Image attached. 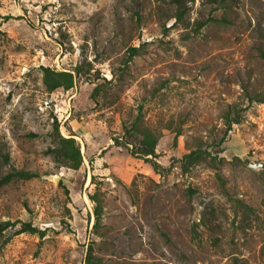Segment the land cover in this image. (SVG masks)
<instances>
[{
	"label": "rangeland",
	"instance_id": "rangeland-1",
	"mask_svg": "<svg viewBox=\"0 0 264 264\" xmlns=\"http://www.w3.org/2000/svg\"><path fill=\"white\" fill-rule=\"evenodd\" d=\"M76 65L70 89L46 90L41 67ZM139 111L161 133L159 173L113 141L138 144L123 125ZM55 123L78 169L46 153ZM250 161L264 163V0H0V178L37 173L0 184V221L44 231H4L0 264H87L90 245L95 264H264Z\"/></svg>",
	"mask_w": 264,
	"mask_h": 264
},
{
	"label": "trees",
	"instance_id": "trees-1",
	"mask_svg": "<svg viewBox=\"0 0 264 264\" xmlns=\"http://www.w3.org/2000/svg\"><path fill=\"white\" fill-rule=\"evenodd\" d=\"M203 22L199 23V26H202ZM130 56L135 55L137 52L136 47L130 48ZM42 70V81L47 91L51 92L56 89L62 88L64 90H68L73 86L74 77L81 73V65H76L74 69V73L72 71H65V70H56L54 68L43 66L41 67ZM97 93V86L94 88V95ZM240 121V115L235 112L234 115H231L230 110H228L224 114V123L226 125V130L224 135L231 129L232 124H237ZM168 129L171 127H167ZM123 132L124 135L131 137L135 133L140 136L139 142L136 146L129 147L130 143L127 141L121 140L119 137H113L114 144L119 146H124L128 149L130 155L133 157L145 160L150 162L153 170L159 173V165L154 160L156 157L155 149L158 143V140L161 136L160 132H156L150 127L143 124L141 118V112L137 114L134 120L131 122L130 126L126 127L125 124L123 125ZM180 135V130H175V139ZM53 145L47 148L46 153L50 154L53 160L58 163L60 166H65L71 169H78L82 164L83 157L80 151V147L77 141L72 136H63L59 133V127L57 123L54 124L53 133ZM200 154L196 150H192L183 155L182 160L184 163L192 162L195 159H198ZM37 173L28 171V170H16L11 173H7L0 178V184L9 182L13 178L18 179H31L36 177ZM90 200L94 203L93 207V215H94V222L92 224L93 229H97L101 224L102 218V210L103 206L101 200L98 198L97 194H91ZM19 223V227L15 229L14 234H19L23 232L28 233H37L40 236H43L44 231L39 230L37 227L32 225L30 222L26 221H14L11 222L9 220L0 221V237L3 236L4 231L7 229L15 226V224ZM9 237H5L2 239L0 243V250L1 246H3ZM86 262L87 264H95V257L92 254L91 245L88 247L87 255H86Z\"/></svg>",
	"mask_w": 264,
	"mask_h": 264
},
{
	"label": "water",
	"instance_id": "water-1",
	"mask_svg": "<svg viewBox=\"0 0 264 264\" xmlns=\"http://www.w3.org/2000/svg\"><path fill=\"white\" fill-rule=\"evenodd\" d=\"M263 164H264L263 162L250 161L248 165H249L250 168L255 169L257 167H261Z\"/></svg>",
	"mask_w": 264,
	"mask_h": 264
}]
</instances>
